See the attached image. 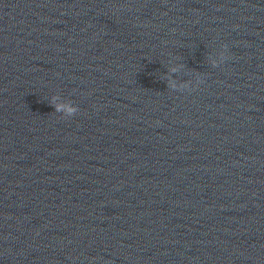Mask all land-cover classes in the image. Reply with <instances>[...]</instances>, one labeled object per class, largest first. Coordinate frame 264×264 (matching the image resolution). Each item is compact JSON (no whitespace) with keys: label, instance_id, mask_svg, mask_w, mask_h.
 Returning a JSON list of instances; mask_svg holds the SVG:
<instances>
[{"label":"clouds","instance_id":"1","mask_svg":"<svg viewBox=\"0 0 264 264\" xmlns=\"http://www.w3.org/2000/svg\"><path fill=\"white\" fill-rule=\"evenodd\" d=\"M58 110H59V108H58ZM68 111H69V113H71L74 111V109L69 108Z\"/></svg>","mask_w":264,"mask_h":264}]
</instances>
